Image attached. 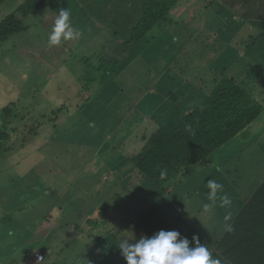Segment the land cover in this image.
<instances>
[{
  "label": "rangeland",
  "instance_id": "1",
  "mask_svg": "<svg viewBox=\"0 0 264 264\" xmlns=\"http://www.w3.org/2000/svg\"><path fill=\"white\" fill-rule=\"evenodd\" d=\"M14 1H16L15 4L7 5L8 2L1 8V16L6 15L5 18H8L15 13V18L23 23L24 29L7 40L9 50L4 48V45H0V60L3 59L11 65L9 63L12 55L11 49L17 45L21 46L22 50H28L31 53L30 57L35 61V66L32 64L34 69L41 62H44V66L54 64L57 60L60 61L54 67L57 71L55 76L57 81L52 88L45 91L30 89L31 84L35 86L41 84L39 80L32 78V75H28L29 80L24 88L14 89L0 86L4 91L2 92L4 99L0 101V107L8 98V94L14 96L18 93L20 96L15 106H8L12 108L11 117L7 119L0 112V127L5 123L13 136L9 144V147L11 145L10 150L0 156V264H24L25 257L30 252H33L31 259L34 256L37 258L35 251L47 256L46 264L51 262V264H66V261L75 264L80 256L74 253H85L87 258L91 259L92 254L90 253L96 255V252H102V246L96 249L91 245L94 241L97 242L98 236H104L111 231L112 227L118 231L127 230L130 238L128 242L132 243V239L138 240L144 237L145 231L150 230L156 224V213L161 211L160 207L173 208L171 202L165 204L163 200L155 199L160 200L158 201L160 204L155 200H152L151 204L150 201L148 203L144 201L140 206V212L133 210L128 213L123 210L124 213H119L122 210L109 209L107 213H104L105 217L100 214L104 220L96 216L97 209H105L103 204L106 203L98 201H105L108 194L113 192L111 168L118 167V172L122 173L120 166L125 164V152L135 154L140 151L147 139L148 133H145L147 127L161 119L152 116L156 112H162L160 107L156 106L152 108V111L143 110L139 106L140 101L135 100V98L141 100L142 94L136 90L132 93L123 90L125 84L134 83V77H142L150 93H157V83H150L151 79L147 74L139 73L136 67L122 71L120 68L131 61H135L133 65L138 62L147 63L141 64V68L153 66L155 63L154 61L148 63L145 55L140 57L136 54L138 51H145L144 46L136 45L129 50H124L120 46L124 44L123 40L114 37L113 31L119 30L115 23L125 24L124 14L129 13L131 22L138 19L139 0H129L126 3H122L121 0H110L109 7L107 4L106 9L113 16H105L103 18L105 23L99 30H96L97 27L91 23L89 14L93 13L92 4L98 6L101 0H88L91 4L79 0L77 13L83 11L82 15L85 17L82 20L74 17L73 22H76V26H73L79 29L82 21L83 29L88 28L89 32L84 35L80 33L72 40H62L60 45L54 49L60 53L57 55L53 51L48 57L51 60L49 62H45L44 54L47 50L53 49L48 44L50 30L45 29L43 23L44 14L50 11L49 8L42 6L48 0H39L41 6L38 12L29 16L18 13L25 0ZM207 1L180 0L177 7L171 11L181 22L180 29L186 30L188 35L196 31L202 33L198 30L205 28L201 25L206 23L204 6ZM210 12L211 9H209V14ZM94 15L97 16V13ZM53 24L54 22H50V28ZM179 33L180 30H177L176 34ZM253 33L258 38V53L262 55L264 52V23H256ZM89 35H92V38H89ZM186 37L187 35H184L183 39ZM156 41L157 38L153 40L154 43ZM154 43L150 46V50L154 48ZM183 43L185 44V41ZM164 49L158 51L156 59H163L161 53ZM211 60L208 55L201 57L198 62L199 69L212 63ZM259 62H262L260 66L262 68L264 59L262 58ZM221 67H225L224 61L221 62ZM7 68L11 69V67ZM211 69V77L208 79L205 77L208 82L196 80L193 84L194 88L204 90L210 85L209 89H211L214 86L213 80H221V70ZM248 71L255 72L256 70L255 68L243 70L241 72L243 79L240 82L244 83L242 84L244 88L252 91L254 97L261 102L264 108V74L259 72L249 74ZM103 72H113V75L105 76L106 73L103 74ZM150 77L157 79L155 75H150ZM89 79L91 83H94L91 86L87 84ZM43 81L46 83V80ZM22 83L24 85L23 81ZM109 83L114 84V90H110L109 95L103 90L99 91V87H108ZM145 95L146 93L143 94ZM177 107L178 102H175L172 107H169L170 112H174ZM98 149H101L99 153H97ZM261 149L264 153V109L259 118L248 125L244 134L233 141L232 150L237 153L226 151L222 154L228 161V164H222V167L229 184V191L223 188L218 195L229 197L232 193L233 196L246 197L245 187L254 186L253 191L257 189L255 188L257 175H254V172L256 163L261 159ZM238 159L242 162H237ZM129 167L131 166L128 165ZM207 170V166L202 167V170L196 168L191 175H187L186 180H182V183L181 179L178 180V187H181L179 191L184 195L178 196L176 201L179 203V200L183 198L187 209L179 211L178 208H173L176 213L171 212L177 216L176 224L169 227V231L174 230L180 233L179 224H177L179 218L189 223H193L195 219L205 223L204 218L207 214L202 211L205 203L198 204L194 210L196 199H192L195 196L192 186L198 184L199 181L207 182L206 177L209 176L213 177L212 180L222 184L217 180L216 174L208 175ZM98 172L103 178L99 177L97 183L93 185L92 181ZM201 172H204L203 179H201L203 177ZM244 174L254 178L246 177L245 181ZM131 177L134 176L131 175ZM134 180L136 181L135 178ZM118 188H121L120 183L115 187V189ZM174 192L176 189L173 186L167 188V195ZM239 196L236 197L239 198ZM171 199L167 197L164 200ZM188 209L192 212L190 213ZM163 213L167 220H171L169 211L166 210ZM227 213V210L223 211L224 215ZM117 214L125 218H120V216L118 218ZM127 216H132L134 220H126ZM229 219L221 218L223 227L221 230L224 233L228 231L225 225L230 227L233 223V220L229 221ZM135 220L137 224H133ZM120 222L123 223L119 226ZM130 224L132 225L128 226ZM191 231L190 236L199 235L193 233L194 224ZM204 232L208 235V229ZM112 240L111 237L104 238V246L108 247ZM188 240L191 246L192 239ZM199 242L206 244L205 240H199ZM215 242V240L210 241L212 245ZM90 246L96 250L88 252ZM107 255L110 259L111 255L109 253ZM87 258H81L79 263L87 264ZM96 260L98 261V258ZM118 262V264L126 263L122 256ZM38 264H43V261Z\"/></svg>",
  "mask_w": 264,
  "mask_h": 264
},
{
  "label": "trees",
  "instance_id": "2",
  "mask_svg": "<svg viewBox=\"0 0 264 264\" xmlns=\"http://www.w3.org/2000/svg\"><path fill=\"white\" fill-rule=\"evenodd\" d=\"M7 1L0 0V10L6 5ZM178 1L139 0L138 19L135 22L127 19L125 26L118 23L119 30L113 31L114 37L123 40L125 45L120 46L124 50H129L136 45L144 46L147 49L145 54L149 62L158 56V51L165 48L161 53L163 59H155L153 66L141 68V64L144 65L145 63L138 62L133 65L135 61H131L120 68V71H122L136 67L139 73L145 72L147 74L151 79L150 83H157V93H150L145 86V80L142 77H134V83L131 85L125 84L123 90L131 93L136 90L141 93L142 99L135 98V100L140 101L139 106L143 110L152 111L157 106L161 108L162 112H156L152 115L161 119L147 127L145 133H148V135L142 149L135 154L125 152V164L123 163V166H120L122 173L118 172V167L111 168L113 192L108 194L105 201H98L99 203L106 202L103 204L105 209H97L96 211L97 218L101 220L104 219L100 214L105 217L104 213H107L109 209L122 210L119 213H124V211L129 213L133 210L140 212L142 202L147 201L146 203H148L150 201L151 204L152 200L155 199L163 200L165 204L171 202L174 209L178 208L179 211L181 209L184 211L187 209V205L185 207L186 203L183 198L179 200V203L176 201L178 196L182 197L184 195L183 192L179 191L181 187H178V180L181 179L182 183V180H186L187 175H191L196 168L202 170V167L207 166V171H209L207 174H216V178L222 183L223 188L229 191V184L226 181L222 167V164L227 165L228 161L226 156L222 154L226 151L233 154L237 153L232 150L233 141L244 134L248 125L255 121L262 112V105L259 101L252 95L251 91L242 86L243 82L236 83L235 75H232L230 70L238 65H246L247 70L253 68L249 67L252 65L247 66L246 62H232L227 55L232 50V44L226 39L212 38L211 35L208 37L206 34L197 31L188 35L186 30L180 29V20L171 13L177 7ZM78 2L79 0H48L47 7L52 8L49 19L54 22L59 9L66 8L71 11L73 22L74 17L79 18L76 9ZM40 6L41 2L39 0H25L18 13L24 16L36 14ZM14 14L0 20V44L18 35L24 29L23 23L16 19ZM73 25L76 26V22H73ZM209 27L212 28L210 24ZM177 30H180L179 34H176ZM79 31L83 33L82 21ZM157 31H160V33H157ZM184 35H187V40L183 39ZM155 38H157V41L154 43ZM183 41H185V44ZM153 43L155 44L154 48L150 50L149 48ZM136 54L141 57L144 52L138 51ZM21 55L24 56V53H21ZM204 55H208L212 59V63L199 69L200 64L198 62ZM24 58L31 59L32 64L35 66L33 58L28 55H25ZM222 59L227 63L225 67H221ZM54 67L55 65L50 66L44 71L36 70L29 64V73L26 74L22 72L24 68L21 65L18 68L12 66L11 69H8L0 63V77L7 79V81L0 80V86L14 89L24 88L29 80V76L25 78L24 76L32 75V78L39 80L41 84L40 86L31 84L30 89L45 91L52 88L57 81L55 79L57 71ZM211 68L221 70V80H213L214 86L211 89H209L210 85L204 90L194 88L193 84L196 80L208 82L207 79L211 77L212 73ZM255 70V72L263 73L262 68H255ZM255 72L248 71L249 74ZM248 73L247 77H249ZM103 74L111 76L113 72H103ZM150 75H155L157 79H153ZM203 76L204 78H202ZM43 80H46V83ZM87 84L91 86L94 83H91L89 79ZM2 89L0 88V101L4 99ZM100 90L107 92L109 95L110 90H114V84L109 83L108 87L101 86L99 87ZM144 93H146L145 96H143ZM188 94L189 96H187ZM19 99L18 93L14 96L8 94V98L3 101V105L1 104L2 107H0L1 115L7 119L11 117L12 108H8V106H15V102ZM175 102H178V107L174 112H170L169 107H172ZM138 110L140 111V109ZM45 118H47V115H45ZM12 140L13 136L8 126L3 123L0 127V156L10 150L11 145L9 147V144ZM99 150L101 149H98L97 153H99ZM261 153V159L256 163L254 172V175H257L255 179L257 181L255 188L257 189L255 191H253L254 186L245 187L246 197L236 195L239 198L230 193L231 204L220 207L218 201L213 213L207 214L204 218V224L202 220L200 222L195 219L193 223H189L182 218H179L177 223L179 224L180 237L187 239H192L190 235L194 224L195 231L193 233L199 234L197 236L199 240L206 241L205 246L211 252L212 257L220 261V264H245V258L237 255L240 250L233 251L237 247L234 246L235 243L241 244V252L244 248V251L264 249V153L262 149ZM135 159L137 160L135 161ZM236 161L242 162L239 159ZM128 165L131 167L128 168ZM131 175L134 177H131ZM201 175H203L201 178L203 179L205 177L204 172H201ZM99 177L103 178L100 172L96 174V178L92 181L93 185L97 183ZM246 177L254 178L245 175V181ZM212 179V176L206 177V181ZM118 183H120L121 188L115 189ZM170 186H173L176 192L167 195V188ZM249 188L251 190L248 191ZM192 190L195 195L192 199H196L194 210L198 204L209 202V190L206 187V182L199 181L198 184L192 186ZM167 197L172 199L164 200ZM160 200L155 201L160 204L158 202ZM160 208L161 211L156 213V224L150 230L145 231V236L150 237L159 230L169 231V227L174 226L177 216L173 214L176 211L167 206ZM166 210L171 213V220L166 219L163 213ZM188 210L190 213L192 212L191 209ZM225 210L228 211L226 215L223 214ZM215 214H217V217H215ZM120 215L117 214V217L119 218ZM228 215L233 220L230 225L231 231L221 233L222 230L219 227L215 229V224H222L221 218ZM120 218H125V216ZM126 220L133 221L134 218L127 216ZM136 220L133 224H137ZM121 223L118 225L120 226ZM205 229H208V235L205 234ZM108 233L110 234L108 235ZM108 233L101 237L98 236L97 242L94 241L92 244L96 249L102 246L101 253L103 254L98 258L100 264L105 262L116 264L117 261H112V259L120 256V250L117 246L122 238L128 237L127 230L118 231L115 227H112V230ZM110 237L113 240L108 247H105L103 239ZM214 240L217 243L215 246L210 243ZM105 252L111 255L110 259ZM90 254H92V258H97V255Z\"/></svg>",
  "mask_w": 264,
  "mask_h": 264
},
{
  "label": "clouds",
  "instance_id": "3",
  "mask_svg": "<svg viewBox=\"0 0 264 264\" xmlns=\"http://www.w3.org/2000/svg\"><path fill=\"white\" fill-rule=\"evenodd\" d=\"M80 1H85L87 4H91L88 3V0ZM121 1L122 3H126L129 0ZM109 2L110 0H101L99 1L98 6L92 4L94 6L93 13L89 14V17L92 20L91 23L97 27L96 30H99L105 23L103 20L105 16H113V14L106 9L107 4L109 7ZM46 3L47 2H44L42 6L47 7ZM102 6L104 7L103 9L101 8ZM76 7L78 8V4ZM204 8V13H206V23L201 26H205V28L198 31H201L208 37L211 35L212 38H224L229 41L232 44V50L227 55L232 62H246L247 66L252 65L249 67L260 68L262 62L259 61H261L262 58L264 59V52L262 55H259L258 53L259 42L258 38H256L253 33V29L255 28L256 23H264V17L262 16L261 19H256L254 15L249 13L248 3L245 0H211L210 3L208 0ZM51 9L49 8L50 13L46 12L44 14L43 27L45 29L49 28L50 33L48 36V44L49 46H52L54 53L58 55L60 52L54 50L56 46L60 45L62 40L67 41L75 39L81 32L73 26L71 20L72 13L66 8L59 9V13L55 18L54 24L50 28V22H52L49 19V15L52 14ZM82 9H84L83 6ZM209 9H211L210 14ZM82 12L79 13V19L81 18V20L85 17L82 15ZM94 13H97V16H95ZM174 16L176 17V15ZM124 19L125 22L127 19L131 20L128 12L124 14ZM98 20L100 22H98ZM118 23L119 22L115 23L116 27ZM209 24L212 28L209 27ZM121 25L125 26V24ZM87 30L88 28L86 30L83 29L82 34L84 35L88 33L89 31ZM89 38H92V35H89ZM184 40H187V37ZM7 42L9 41H4L0 45L6 46ZM15 50H17L20 54L24 53V57L25 55H31L28 50H22L21 46H18ZM142 52H144L143 55L146 56L145 53L147 52V49ZM155 59L156 58L152 61ZM146 60L149 63L147 58ZM222 60L224 61V59ZM59 61L60 60H57L56 62ZM33 62L35 63L34 58ZM140 63L144 64V62ZM224 64L226 66L227 63L224 62ZM245 66L246 65H238L237 67L230 69L232 75H235L237 84H239L240 80L243 79L241 72L246 70L247 67ZM45 68L46 66H43L42 70ZM262 69L264 74V65ZM259 103L261 104L260 101ZM263 109L262 105V112ZM206 187L209 190V202L203 204V213L209 215L212 214L214 209L217 207L218 201L220 207H225L231 204V200L227 195H218V193L223 191L222 184L216 182L215 180H208L206 182ZM229 218V216H226L225 220H228ZM225 228L226 230L231 231V228L228 225H225ZM117 247L120 250L121 256L126 261V264H220L218 259L212 257L211 252L205 244H201L199 242V238L197 236L192 237L190 246V241L187 238H181L180 233L174 230H159L150 237L144 236L138 240L134 239L132 243H129L127 238H122Z\"/></svg>",
  "mask_w": 264,
  "mask_h": 264
},
{
  "label": "crops",
  "instance_id": "4",
  "mask_svg": "<svg viewBox=\"0 0 264 264\" xmlns=\"http://www.w3.org/2000/svg\"><path fill=\"white\" fill-rule=\"evenodd\" d=\"M245 1H247V3H248L249 13H251L252 15H254L256 19H261L262 16L264 17V0H245ZM7 3H8L7 5H9L11 3L15 4L16 1H14V0H8ZM258 10H260V11L258 12ZM5 17H6V15L1 16V10H0V20L5 19ZM4 48H6L7 50H9L10 46L8 44H6V46H4ZM16 48H18L17 45L14 46V49H11V54L12 55L9 58L10 61H11V62L9 61V63L11 65H9L3 59L0 60V63L4 64L5 67H12L13 66V67L18 68L21 65L24 68L22 70V72H24V73L27 74L29 72L28 66H29V64L32 65V60L31 59H29V60L28 59H25L23 55H21L17 50H15ZM52 53H53V50H47L46 51V53L44 54V57L46 58V61L45 62L51 61V60L48 59V57ZM43 63L44 62H41V64L38 67H36V70H42ZM56 63H54V64H45L44 66L50 67V66L55 65ZM27 76L28 75H25L24 78L27 77ZM0 80L7 81V79L6 78H3V77H0ZM135 130H132V131H135ZM136 206L139 208L138 205H136ZM158 207H160V206H158ZM120 217H121V215H120ZM215 217H217V214H215ZM216 227H219V229H222L223 230V227H222V224L221 223H220V225H216L215 224V229H216ZM222 232L223 231H221V233ZM125 238L130 239L127 236ZM216 244L217 243H214L213 246H215ZM91 246H93V245H91ZM91 246L88 249V252L94 250V248H92ZM234 246H237V247L234 248L233 251H236L238 249L240 250V253H238L237 255L245 258V264H264V249H258V250H252V251L245 250L244 251V249H245L244 248L243 251L241 252V244L235 243ZM32 253L33 252H30L29 254L26 255L24 264H36V263L38 264V262H40V261H36V257L35 256L33 257V259H31V254ZM105 253H107V252H105ZM34 254H37V255L42 254V255H44L43 253H41L39 251H35ZM74 254H78L80 256L79 259H78V261L75 264H80L79 261L81 260V258H83V257H86L87 258V255H85V253L84 254H82V253H74ZM102 254L103 253H101V252H99V253L96 252L97 258H99ZM120 257L121 256H119L118 258H113L112 261H117L116 264H118L119 263L118 261L120 260ZM46 258H47V256L44 255L43 264H46V260H47ZM86 261H87V264H100V262L97 261L96 258L95 259L94 258H91V259H88L87 258ZM66 264H70V263H68L66 261Z\"/></svg>",
  "mask_w": 264,
  "mask_h": 264
},
{
  "label": "bare ground",
  "instance_id": "5",
  "mask_svg": "<svg viewBox=\"0 0 264 264\" xmlns=\"http://www.w3.org/2000/svg\"><path fill=\"white\" fill-rule=\"evenodd\" d=\"M43 259H44V257L42 254L37 255V258H36L37 261H43Z\"/></svg>",
  "mask_w": 264,
  "mask_h": 264
}]
</instances>
